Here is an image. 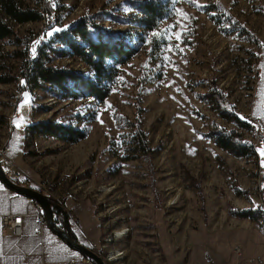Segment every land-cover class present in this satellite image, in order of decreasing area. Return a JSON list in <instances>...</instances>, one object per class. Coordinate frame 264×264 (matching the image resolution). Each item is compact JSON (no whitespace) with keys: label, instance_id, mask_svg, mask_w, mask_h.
I'll return each instance as SVG.
<instances>
[{"label":"rangeland","instance_id":"1","mask_svg":"<svg viewBox=\"0 0 264 264\" xmlns=\"http://www.w3.org/2000/svg\"><path fill=\"white\" fill-rule=\"evenodd\" d=\"M170 2L171 12L160 24L162 36H158L155 54L149 53L153 33L135 30L143 41H130L137 52L119 66L112 91L101 103L62 100L43 90L23 97L18 92L19 81L0 84V142L6 140L11 146L7 156L23 167L25 158L36 176L31 177L32 182L44 181L50 197L39 192L52 201L62 205L66 196L95 201L106 229L102 239L113 233L117 237L107 249L103 250L102 244L100 251L94 249L104 257L108 250L116 252L115 264H170L171 254L161 248L165 241H159L157 224L162 233H169L168 245L176 244L177 251L184 245L187 250L185 236L200 222L206 228L224 227L233 216L232 209H254L255 199L246 188L252 189L258 171H264L259 151L233 156L205 136L213 123L227 129L233 124L218 117L199 97L214 81L240 118L248 121L245 114L252 107L262 116L264 81L257 84L264 78L260 57L264 54V0ZM215 2L221 7L210 12L198 7ZM60 3L66 5L63 26L84 13H98L102 26L122 35L133 29L101 12L111 7L120 9L114 13L131 12L118 5L121 0ZM45 16L15 27L19 37L30 39L31 53L34 42H45L41 31L49 19ZM55 29L59 28L54 26L45 34L52 32L53 36ZM24 43L13 37L0 40V61L15 75L21 59L13 51L24 50ZM52 64L85 71L74 58L55 57ZM136 112L154 149L150 165L141 157L130 158L125 150L129 129L117 125L118 116L134 119ZM39 119L72 124L86 130V136L76 143H65L25 134L24 127ZM243 137L251 144L257 130L244 131ZM66 213L69 225L76 222ZM253 221L264 230L260 212ZM45 229V238L66 242L47 223Z\"/></svg>","mask_w":264,"mask_h":264},{"label":"trees","instance_id":"2","mask_svg":"<svg viewBox=\"0 0 264 264\" xmlns=\"http://www.w3.org/2000/svg\"><path fill=\"white\" fill-rule=\"evenodd\" d=\"M62 0H0V40L13 37L17 43L25 42L24 50H14V56L20 58L18 75L5 70L6 65L0 61V84L19 81L18 92L24 97L31 95L36 90L48 92L51 96L62 100H93L101 103L106 100L119 73V66L125 64L136 52L137 48L130 44L131 40L143 41L140 32H152L149 41V53L156 52L157 43L161 34L160 24L167 19L171 12L170 0H121L118 5L127 7L131 12H120L113 7L101 10L107 13L111 21L133 26V29L122 35L120 32L99 24L98 13H84L67 26H63L62 18L66 5ZM204 11H213L221 7L220 3L198 4ZM49 17L41 31L44 33L45 42L38 43L35 47V57L30 52V39L21 38L15 30L17 25L28 22L41 21L43 15ZM48 15V16H47ZM238 24L244 28L239 22ZM57 26L61 31H56L53 36L47 37L45 32ZM158 32H160L158 34ZM257 42L258 40L254 38ZM155 43V44H154ZM153 54V55H154ZM55 57L74 58L83 64L85 71H77L69 66L52 64ZM261 57V73L264 76V54ZM264 78H260L262 84ZM24 82V83H22ZM209 109L223 120L233 124V128H224L213 123L211 130L204 133L219 148L233 156H244L258 153V148L264 149V108L262 116H259L254 107L251 114L258 117L261 131V145L253 148L244 143V131H252L248 121L241 119L234 106L228 101L225 93L218 88L214 81H210L208 91L199 94ZM140 108L137 107V110ZM197 112V111H196ZM117 125L120 128H128V139L125 150L130 158L141 157L150 165L154 149L147 142V134L142 129L139 120V112L134 119L126 116H118ZM13 127H11L12 130ZM25 134L32 136L52 137L65 143H76L86 136V130L75 127L72 124L39 119L24 127ZM264 164V156H263ZM52 200V199H51ZM54 222L59 226L63 224V215L60 210L54 209ZM231 214L238 218L255 220L257 211L253 208L232 209ZM160 224H157L159 241L163 252L172 254V246L169 243V233H162ZM202 222L198 225L200 229ZM164 244V245H162ZM92 264H95L92 261Z\"/></svg>","mask_w":264,"mask_h":264},{"label":"crops","instance_id":"3","mask_svg":"<svg viewBox=\"0 0 264 264\" xmlns=\"http://www.w3.org/2000/svg\"><path fill=\"white\" fill-rule=\"evenodd\" d=\"M10 151L11 146L8 152ZM7 158L11 164L22 171L24 176L36 177L33 169L27 166L25 158L23 159L24 167L13 163L9 156ZM10 163L1 165L3 171ZM16 183L21 184L19 181ZM61 204L65 211L76 219V222L70 221V229L77 242L100 251V242L106 229L95 201L89 197L75 199L66 196L61 200ZM35 211L36 208L29 198L11 190L0 180V214L22 216L21 233L18 235L3 234L0 225V264H67L69 260L76 261L83 255L66 242L60 243L53 237L45 238L47 222L43 226L42 235H38ZM185 237L188 249L186 250L182 243L180 244L183 245L182 250L177 251L176 244L173 245L170 264H191V262L194 264H244L242 260H236L233 255L235 245L242 248L245 257L259 256L262 260L261 262L252 260L247 264H264V230L252 219L232 216L224 227L202 226L200 229L197 227ZM260 252L263 256L259 254ZM74 264H92V262L76 261Z\"/></svg>","mask_w":264,"mask_h":264},{"label":"built area","instance_id":"4","mask_svg":"<svg viewBox=\"0 0 264 264\" xmlns=\"http://www.w3.org/2000/svg\"><path fill=\"white\" fill-rule=\"evenodd\" d=\"M250 121H253V124L257 126V138L253 140L251 143L252 145H261V138L258 136V133L262 130L258 123V118L250 113L245 114ZM10 150L9 145H0V162L1 165L8 162L6 158V153ZM10 163V162H9ZM4 172L6 175L13 181H19L22 185L30 186L33 184L38 191L46 192V187H43L39 182H32V178L28 176H24L22 171L14 165H9ZM263 183V193L262 196H253L250 194L249 187L246 188L247 192H249V196L255 199L254 206L258 207L262 212H264V171H262V182ZM49 196V195H48ZM50 197V196H49ZM31 203L35 206L36 211L34 213V217L37 223V230L36 233L38 235H42L43 226L46 222L45 215L41 209V207L33 200ZM21 215L15 214H0V225L1 231L5 235H18L21 233ZM233 255L235 256L236 260H242L244 264L251 262L252 260H256L257 262H261V258L259 256L255 258H246L244 257L242 250L239 246H235L233 248ZM79 263H91L92 260L84 255L80 256L77 260ZM74 259H71L67 262V264H74L76 262Z\"/></svg>","mask_w":264,"mask_h":264},{"label":"water","instance_id":"5","mask_svg":"<svg viewBox=\"0 0 264 264\" xmlns=\"http://www.w3.org/2000/svg\"><path fill=\"white\" fill-rule=\"evenodd\" d=\"M0 180L11 190L35 201L42 209L46 222L49 227L60 237H62L71 247L76 248L84 256L90 258L95 264H104L103 259L99 252L95 249L89 248L85 245L77 242V239L71 233L70 225L68 222V217L65 209L60 205V203L52 201L48 196L39 192L38 190L16 183L11 180L6 173L3 171L0 162ZM58 209L63 215V224L61 226L57 225L53 219V210Z\"/></svg>","mask_w":264,"mask_h":264},{"label":"bare ground","instance_id":"6","mask_svg":"<svg viewBox=\"0 0 264 264\" xmlns=\"http://www.w3.org/2000/svg\"><path fill=\"white\" fill-rule=\"evenodd\" d=\"M46 18L48 19V17H46ZM248 122L250 123L252 129L257 130V126L253 124V121L248 120ZM249 142H247L246 140H244V143L247 146H250L252 144V143L250 144ZM0 145H9V144L5 140L4 142H0ZM261 182H262V171H258V173L256 175L255 185H254V187L252 189H249L250 190V194H252L253 196H262V193H263V183H261ZM39 183H41L43 187H46L47 188L46 183L44 181H40ZM247 193L249 194V192H247ZM46 194H47V192H46ZM254 209L256 211L260 212L264 216V212H262L260 209H258V207H255L254 206ZM120 236H121V233H120ZM116 237H117V233H113V235H108L107 237H104L102 239V243H101L103 250L107 249L108 246L114 241V238H116ZM113 253L116 254V252L111 251V250H108L107 251V254L105 255V257L101 253H99L101 255L102 259H103L104 264H115L114 262H115L116 259H114L115 257L113 255ZM118 253H120V252L117 251V254Z\"/></svg>","mask_w":264,"mask_h":264},{"label":"snow or ice","instance_id":"7","mask_svg":"<svg viewBox=\"0 0 264 264\" xmlns=\"http://www.w3.org/2000/svg\"><path fill=\"white\" fill-rule=\"evenodd\" d=\"M55 31H61V29H55ZM52 34H53L52 32L47 33V35H49V36H51ZM153 35H156V34L154 33ZM176 39L177 40H180L181 39L180 34H177L176 35ZM148 42H151V41H148ZM38 43H39V41L34 42V46L31 49L34 57H35V54H36V47H35V45L38 44ZM165 59H167V57H165ZM22 83H24V82H22ZM241 118L243 119V117H241ZM101 123H103V121H101ZM258 151H259V153H260L261 156H264V149H258Z\"/></svg>","mask_w":264,"mask_h":264}]
</instances>
